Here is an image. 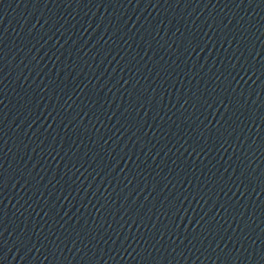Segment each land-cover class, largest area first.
<instances>
[{"label":"water","instance_id":"1","mask_svg":"<svg viewBox=\"0 0 264 264\" xmlns=\"http://www.w3.org/2000/svg\"><path fill=\"white\" fill-rule=\"evenodd\" d=\"M0 264H264V0H0Z\"/></svg>","mask_w":264,"mask_h":264}]
</instances>
